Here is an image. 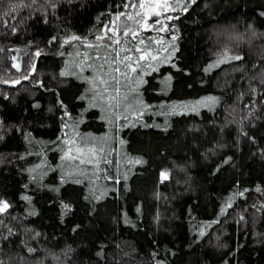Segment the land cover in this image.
<instances>
[{
  "label": "trees",
  "instance_id": "16d2710c",
  "mask_svg": "<svg viewBox=\"0 0 264 264\" xmlns=\"http://www.w3.org/2000/svg\"><path fill=\"white\" fill-rule=\"evenodd\" d=\"M127 2L0 0V264H264V0H169L109 108L86 45Z\"/></svg>",
  "mask_w": 264,
  "mask_h": 264
},
{
  "label": "snow or ice",
  "instance_id": "6c2138e0",
  "mask_svg": "<svg viewBox=\"0 0 264 264\" xmlns=\"http://www.w3.org/2000/svg\"><path fill=\"white\" fill-rule=\"evenodd\" d=\"M35 0H33V3ZM124 8L136 9L133 13L132 11H121L115 15L114 20L110 21L109 24L104 26V33L97 36L98 41H104L107 39L109 42L106 44H87L89 48L99 49L101 47L105 49H111L112 51L108 53L107 56H96L95 59L103 60V63L99 65V70L97 72V77L91 81L94 85L96 80L99 81L100 85H104L103 92H107V97H104L102 93L97 92V95L101 99H106L108 107L113 106L119 108L121 103L128 100L127 94L121 95V89L119 85L121 84V77L125 80L130 79L128 71H121L119 65L123 64L125 69L131 72H136L137 68L141 67L142 61H147L148 66L151 67L150 61L156 60L157 56L153 54L151 45L153 43L160 44L163 43V39L157 40L155 37L141 38V31H165L166 25H163L159 17L163 15L166 10H175L169 0H138V3H133L132 0H128L127 3L123 5ZM186 10V9H185ZM14 11V9H13ZM125 18L123 23H120L121 18ZM155 17L156 19H153ZM174 17L168 16L166 19L171 20ZM152 23H149V21ZM131 22V23H129ZM157 25H160L157 28ZM110 33V35H109ZM72 40H80V37L73 36ZM135 42L134 44L132 42ZM65 43H68L66 40ZM139 53L138 56H133L130 53ZM122 53H125L122 55ZM39 55V53H37ZM226 59H241L240 56L229 57L227 52L224 53ZM88 59V54L85 53L84 60ZM83 63V61H82ZM105 65H108V72L104 73L107 75L112 82V92H108V86L110 83L109 79H104L100 72L104 69ZM115 65V67H113ZM93 67V65H88ZM118 75H112V73ZM198 104H203L207 106L209 103H215L214 97H207L205 100L198 101ZM130 106V105H129ZM127 111V108L125 109ZM119 118V116H118ZM127 119V117H125ZM65 144H70L68 150L64 153L62 159L78 160L80 164L94 165L99 169V163L103 157L101 154L104 152L103 145L99 147L88 146L87 142L83 145L77 144L75 140L69 142L65 141ZM72 145H75L73 148ZM75 152V155L72 153ZM106 163H111V161L104 160ZM139 163L140 161H136ZM162 175H164L162 173ZM67 207V206H66ZM8 204L4 203L0 207V213L6 211ZM29 251H34L30 249Z\"/></svg>",
  "mask_w": 264,
  "mask_h": 264
},
{
  "label": "rangeland",
  "instance_id": "374dc122",
  "mask_svg": "<svg viewBox=\"0 0 264 264\" xmlns=\"http://www.w3.org/2000/svg\"><path fill=\"white\" fill-rule=\"evenodd\" d=\"M105 31V30H104ZM104 31L101 33V35L104 33ZM106 41H108V40H106ZM106 41H102V42H106Z\"/></svg>",
  "mask_w": 264,
  "mask_h": 264
}]
</instances>
